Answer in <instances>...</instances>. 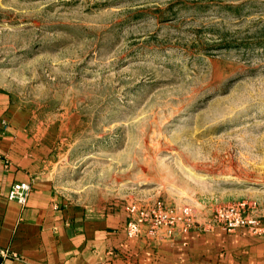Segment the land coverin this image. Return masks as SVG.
Here are the masks:
<instances>
[{"label": "rangeland", "instance_id": "obj_1", "mask_svg": "<svg viewBox=\"0 0 264 264\" xmlns=\"http://www.w3.org/2000/svg\"><path fill=\"white\" fill-rule=\"evenodd\" d=\"M0 96L74 200L264 215V0H0Z\"/></svg>", "mask_w": 264, "mask_h": 264}, {"label": "crops", "instance_id": "obj_2", "mask_svg": "<svg viewBox=\"0 0 264 264\" xmlns=\"http://www.w3.org/2000/svg\"><path fill=\"white\" fill-rule=\"evenodd\" d=\"M0 96V264H264V238L243 229L203 227L172 238L123 231L121 206L87 204L56 184L51 146L8 117ZM14 182H30L24 206L7 197Z\"/></svg>", "mask_w": 264, "mask_h": 264}, {"label": "built area", "instance_id": "obj_3", "mask_svg": "<svg viewBox=\"0 0 264 264\" xmlns=\"http://www.w3.org/2000/svg\"><path fill=\"white\" fill-rule=\"evenodd\" d=\"M30 182H14L7 197L24 206L30 195ZM250 203L241 201L220 207L212 212L203 227L219 226L228 232L246 230L250 235L264 238V215H253L249 211ZM127 217L123 225L124 233L135 238L143 233L156 234L161 228L163 236L172 238L177 233H185L192 229L197 221L191 206L169 205L163 199L139 203L131 201L124 206ZM13 255L8 250L0 248V256ZM97 264H105L99 262Z\"/></svg>", "mask_w": 264, "mask_h": 264}]
</instances>
